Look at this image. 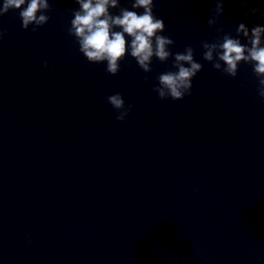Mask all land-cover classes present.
<instances>
[{
    "label": "clouds",
    "instance_id": "clouds-1",
    "mask_svg": "<svg viewBox=\"0 0 264 264\" xmlns=\"http://www.w3.org/2000/svg\"><path fill=\"white\" fill-rule=\"evenodd\" d=\"M247 2L244 0L245 5ZM75 3L79 8L72 10L68 34L75 39L79 52L89 63H104L105 71L115 76L126 56L133 58L144 73L152 72L153 59L165 63L171 58V67L175 71L160 73L153 91L160 100L179 101L191 95L193 79L203 65L194 58L195 51L191 46H186L183 52L171 50L175 42L161 34L166 25L154 14V0H132L133 10L121 7L120 0H75ZM111 9H118L119 14H112ZM138 9L143 12L139 13ZM10 10H18L23 29L32 26V32H36L48 23L50 16L46 13L51 11V5L49 0H3L0 17ZM249 11L252 14L259 12L264 17V10L260 8L252 7ZM223 13V0H215L212 16L207 20L209 28L217 24ZM216 31L223 33V28ZM235 33V37L224 33L213 42L202 41V60L232 78L237 77L241 63L251 65L258 82L257 95L264 100V26L255 25L249 29L239 23ZM4 35L0 29V39ZM242 39L246 43H242ZM44 67H49L47 61H44ZM107 102L117 113V121H125L133 107L130 104L125 106L120 93L108 96Z\"/></svg>",
    "mask_w": 264,
    "mask_h": 264
}]
</instances>
